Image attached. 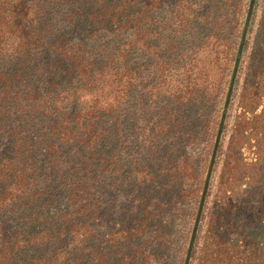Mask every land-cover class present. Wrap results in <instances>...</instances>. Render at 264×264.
<instances>
[{"label":"trees","instance_id":"obj_1","mask_svg":"<svg viewBox=\"0 0 264 264\" xmlns=\"http://www.w3.org/2000/svg\"><path fill=\"white\" fill-rule=\"evenodd\" d=\"M251 2L0 0V264L162 263L167 216L195 200L192 231L199 218L189 149L217 113L220 126L242 44L190 264H264V0L248 22ZM120 195L115 219L103 206Z\"/></svg>","mask_w":264,"mask_h":264},{"label":"rangeland","instance_id":"obj_2","mask_svg":"<svg viewBox=\"0 0 264 264\" xmlns=\"http://www.w3.org/2000/svg\"><path fill=\"white\" fill-rule=\"evenodd\" d=\"M255 11H257L255 13V20H254L255 27H256L257 23L259 22L261 18V10L256 8ZM203 50H204L203 52L205 53L209 51L208 48H204ZM244 54H245V50H244ZM136 62L145 65L146 67L145 75L146 76L153 75L155 64L153 63V61H151V59L147 60L145 57L138 55L136 57ZM242 74H243L242 70L240 69L239 74L237 76V78L239 77L238 78L239 81H240V75L242 76ZM240 87H241V83L238 84L236 82L234 86L231 102L227 110L226 124L224 127L221 144L219 146L216 163L213 169L209 192L212 189V187L215 185L217 176L219 175V172L221 169V159H222L224 150L226 148V143L228 140L229 132L231 130V126L234 122V116H235L234 107L237 101V96L239 94ZM208 93L210 94V91ZM224 104H225V99H224V102L219 104V108L223 109ZM163 106L166 108V111L170 110L169 104H165V102L163 103L160 102L159 108H157L156 111L158 109H162ZM221 113L222 112L220 111V114ZM144 116H148V113L146 112ZM215 120L216 121L214 125H212V127L210 125L211 129L209 127L208 130L203 131L197 143L192 148L189 149V153L195 158L196 161L200 162L201 167H203L202 170L204 172V180H206L207 178V174H208V170H209V166L211 162V157H212L213 149L215 146V141H216V138L219 132V125H218L220 121L219 113H217ZM116 198L117 199L114 200L111 204H109V206L108 205L103 206V208L108 210L110 214L114 215L115 219L119 216L122 208L125 207L129 202L128 197L125 195H120ZM196 207H197V203L194 200V201L189 202L188 205H186L185 207H183L182 217L175 216L174 214L167 216L172 226V229H171L172 235H171V241H170L171 246H170L169 251L165 254L164 260L160 264H185V261H186L185 255L187 252L188 243L191 238V231H192V227L194 224V214L196 211ZM12 226H13L12 222L9 219H7V220H4L2 228L4 230L9 231L11 230ZM155 248H156V245L154 244V246L150 248H146L145 252L146 253L150 252V254H153V251L155 250Z\"/></svg>","mask_w":264,"mask_h":264},{"label":"water","instance_id":"obj_3","mask_svg":"<svg viewBox=\"0 0 264 264\" xmlns=\"http://www.w3.org/2000/svg\"><path fill=\"white\" fill-rule=\"evenodd\" d=\"M255 4H256V0H252L251 5H250V12H249V14L247 16L248 17L247 18L248 22L250 20L251 14H252V12H253V10L255 8ZM243 51H244V44H242L241 47H240V50H239V53H238V58H237L236 63H235L233 79H232V82L230 84V90H229L228 98L226 99V102H225V105H224L223 115H222L221 123H220V126H219V132H218V135H217V138H216V141H215V146H214V149H213V153H212V157H211V162H210L208 174H207V178H206V181H205L204 191H203L202 199H201V203H200V214H199V218L195 222V226H194V229L192 231V236H191L190 245H189V253L186 256L185 264H190V262H191V252H192V249L194 247V243H195V240H196V235H197L198 230H199V220H200V216H201L202 210H203L204 205H205V200H206L207 193L209 191L211 178H212V174H213V169H214V166H215V163H216V158H217L219 146L221 144V139H222V136H223L224 127H225V124H226L227 110L229 108V105H230V102H231V98H232V95H233V90H234L235 82H236V79H237V74H238V71H239V67H240L239 65H240V61H241V57H242Z\"/></svg>","mask_w":264,"mask_h":264}]
</instances>
